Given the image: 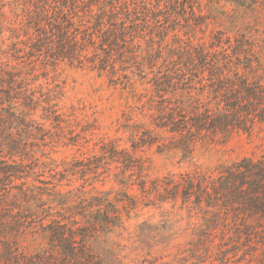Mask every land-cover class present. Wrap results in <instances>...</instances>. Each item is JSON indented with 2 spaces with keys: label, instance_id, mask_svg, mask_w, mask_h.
<instances>
[{
  "label": "trees",
  "instance_id": "trees-1",
  "mask_svg": "<svg viewBox=\"0 0 264 264\" xmlns=\"http://www.w3.org/2000/svg\"><path fill=\"white\" fill-rule=\"evenodd\" d=\"M59 62L120 89L117 130L129 147L101 138L98 153L51 160L45 177V148L82 136L49 91L33 87L39 66ZM256 125H264V0H0V264H125L109 235L156 203L185 211L189 238L171 260L146 242L142 264H264V154L153 179L136 155L155 146L190 162L198 144ZM112 168L139 195L59 188L70 175ZM144 223L138 237L156 241Z\"/></svg>",
  "mask_w": 264,
  "mask_h": 264
},
{
  "label": "rangeland",
  "instance_id": "rangeland-1",
  "mask_svg": "<svg viewBox=\"0 0 264 264\" xmlns=\"http://www.w3.org/2000/svg\"><path fill=\"white\" fill-rule=\"evenodd\" d=\"M34 75L37 76L33 87L42 86V93L49 91L48 95L52 98L50 104L56 103L59 111L69 119L74 134L82 135L81 141L75 145L66 146L59 143L54 147L45 148L46 156L41 157V161L47 163V168L44 169L45 177L49 175L47 169L54 166L51 160L61 164L64 161L85 158L93 152L98 153V146L95 144L101 138H119L116 143L120 148L129 147L126 133L117 130L125 98L119 88L108 84L107 76L98 75L96 71L86 68L71 66L66 62L44 68L39 66ZM42 113L43 111L38 107L35 118L39 122L44 121L41 118ZM45 125L50 127V121ZM65 142L68 143L67 140ZM261 154H264V125H256L251 133L239 131L225 140L200 143L194 150L190 162L181 159L179 152L158 153L155 146L136 152V155L144 160L143 174L148 179L194 170L210 172L219 164H229L243 156ZM56 170L62 168L58 166ZM116 171L112 168L98 178H92L93 174L90 173L84 176L76 173L68 176V180H62V186L59 188L64 191L84 186L83 189L88 195L95 192H110V197L127 189L128 193L139 195L137 186L125 188L114 180L113 174ZM143 222L146 228L148 225L151 229L156 227L159 232L155 237L156 241L151 240L150 237H138L139 227L143 226ZM187 223L185 211H180L178 207L172 209L169 203L162 207L158 203L153 206L139 205L126 221L125 231L119 236L116 235L119 231L109 235L108 241L116 244L117 251L125 264H142L147 251L146 245L149 243L154 244L153 255H161L163 260H171L185 247V242L189 238L184 230ZM138 239L143 241L142 245ZM117 243L120 245L118 246Z\"/></svg>",
  "mask_w": 264,
  "mask_h": 264
}]
</instances>
